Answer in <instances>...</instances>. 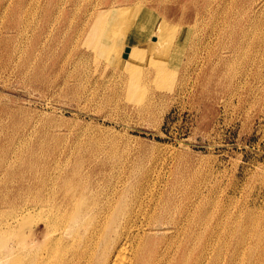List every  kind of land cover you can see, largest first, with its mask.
<instances>
[{
  "label": "rangeland",
  "instance_id": "obj_1",
  "mask_svg": "<svg viewBox=\"0 0 264 264\" xmlns=\"http://www.w3.org/2000/svg\"><path fill=\"white\" fill-rule=\"evenodd\" d=\"M100 1L0 0V198L5 195L10 200L14 180L27 179L29 170L42 164L55 163L56 171L68 170L63 180L71 186L79 182L72 173L75 167L92 166L94 172L84 181H98V193L104 197L95 195L98 206L91 205L85 216L82 237L63 236L60 245L69 264H96L103 243L93 244L91 228L103 201L111 198L107 181L119 184L115 173L136 184L155 183L159 195L167 185L180 183V190L185 186L210 203L203 204L207 214L211 212L205 225L207 240L212 248L217 239L226 242L223 259L242 232L236 224L248 213L253 216L252 231L260 238L246 237L241 246L256 244L251 261L264 264V0H160L158 4L141 0L183 26L167 54L173 62L172 75L166 80L149 76L137 89L143 95L142 106L124 91L134 76L109 63L106 54L97 55V29L89 8ZM44 17L53 24L52 31L43 25L46 32L40 41L46 52H40L34 63L30 38ZM143 68L151 69L147 64ZM134 187L129 206L139 196ZM42 212L30 215L35 225L29 232L38 242ZM148 219L143 224H149ZM91 245L95 255L87 258ZM74 252L79 258L73 257ZM247 258L244 254L239 264H249Z\"/></svg>",
  "mask_w": 264,
  "mask_h": 264
},
{
  "label": "bare ground",
  "instance_id": "obj_2",
  "mask_svg": "<svg viewBox=\"0 0 264 264\" xmlns=\"http://www.w3.org/2000/svg\"><path fill=\"white\" fill-rule=\"evenodd\" d=\"M155 1L158 4L160 0ZM89 9V13L93 16V27L97 29V33L101 30L100 33H96L97 39L95 47L97 55L104 54L105 56L106 54L107 57H105L109 63L121 66L134 76L135 81L125 86L124 91L127 95L132 94V99L137 101L136 104L142 106L143 104H139L141 103V97L143 95L141 91L138 92L137 89L142 88L144 82L150 78L149 76L152 75L153 77H160V79L166 80L165 78L172 75L174 67L171 70L170 66H172L173 62H169L167 54L170 46H172V42H174V37L183 30V26L180 27L167 20L163 14L157 12L158 10L156 11L153 8H149L146 4L142 3L141 0H101L100 4L94 3ZM252 11L256 10L253 9ZM48 21V17H44L43 24H40L41 27H36L32 30L29 56L34 63L39 59L38 55L40 52H46V45L40 40L43 33L46 32V28L43 27L44 24L48 29H52L53 24L50 22L48 23ZM18 34L20 33L18 32ZM94 34L95 33H93V35ZM256 39L257 38H255V40ZM37 47H39L40 51H37ZM32 64L31 66H33ZM145 64L151 68L147 72L143 68ZM117 82V84H119L120 81ZM146 108L147 107H145V110ZM58 164L61 165L59 162ZM43 165L44 164L41 166L40 164L41 167L38 170L33 168V170L30 169V174H28L27 179L14 180L16 183L11 187V191L14 195L10 200L7 199L5 195L0 198V264H69V260L67 261L62 258L61 240L63 236H70L72 238H74V236L76 238L82 237V231L84 230L83 223L86 219L85 216L91 211L90 207L95 203V200L97 202V196L95 195L98 194L100 197V192L98 193L97 190L98 181L96 184L87 182L89 178L87 181H84L89 176L88 174L94 172L92 166L86 165L83 169V165L80 164L79 166H81V168L75 167L72 173L78 176L77 180L79 182H74L76 184L71 186L66 185L63 180L66 170L64 171V169H62L56 171L54 166L55 163H53V167H51V164ZM104 170L105 169H103V171ZM125 173L127 174V170ZM99 174L102 176L100 171ZM114 175V178L118 179L117 181L119 184L111 185V183L107 181L109 187H107L106 191L111 198L108 199L106 197L107 200L104 198L105 200L103 202H105V204L102 206V210L99 209L101 211L98 214V220L91 228V234L88 233L90 237L95 240L93 244L97 246L99 243L97 244L96 241L98 240L103 243V247H101V251H99L100 253L97 250L99 254H97L96 264H239L244 254L248 257L247 259L250 261L249 264H253L251 256L254 250H257L256 244L252 246L248 244L247 247L241 246L244 244L246 237L260 238L257 232L252 231V229H255L254 223L256 222L255 218L249 213L244 216L243 221L241 220L242 222L240 221L236 224L242 232L235 236V241L230 244V255L223 259L222 247L226 246V242L224 240L218 241V237H216L217 241H213L217 244L213 242L215 247L212 248V243H209L207 240L210 235L207 234L205 225L206 221H208L207 215L209 213L207 214V210L203 208V204L206 201L204 202V197L201 193L195 194L196 191L194 193L187 188L185 189V186H183L184 188L181 187L182 190H180V183L173 182L167 185L165 190L159 195L157 191L158 194L154 192L155 183L149 187L148 182L145 180L136 184V182H131L127 179L129 176L123 178L120 177L119 174L115 173ZM109 177L111 176L109 175ZM153 182L155 181L153 180ZM133 187L138 189L139 192L136 193L139 196H137L131 203V206H129V192ZM156 194L158 195L157 198H155ZM101 197L103 198L104 196ZM144 201L146 202L144 203ZM208 203L209 202H206V204ZM214 203V205H216V202ZM95 205L97 204H94L92 207H95ZM211 207L212 204L210 208ZM35 211H39L40 214L41 211H45V213L42 212L43 220H40L43 225L42 240L40 242L36 240L35 233L29 232L31 231L30 225H35V223H31V216L35 215H32L31 212ZM94 212L96 213V211ZM210 214L208 216H210ZM94 215L97 217L96 214ZM37 216L40 215L37 214ZM95 217H93V219ZM34 218L36 219L35 216ZM145 219L150 221L149 224H143V220ZM33 222H35V220ZM215 222L217 223V221ZM229 224L230 223H228V225ZM144 225H146V228H143ZM158 230L161 231L158 232ZM224 236H226L225 233ZM88 243L89 242H87V244ZM90 244L91 243H89V245ZM68 245V247H70L71 243H68ZM65 247L67 246L64 245V248ZM89 248V251L86 250L88 252L85 253L87 258L95 255L92 245L91 247L89 246ZM210 248L212 250L208 251ZM77 255L78 253H73V257L76 259L77 257L79 258ZM259 263L262 264L260 261Z\"/></svg>",
  "mask_w": 264,
  "mask_h": 264
}]
</instances>
